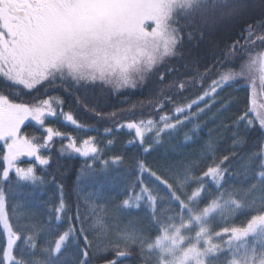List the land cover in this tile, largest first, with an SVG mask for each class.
<instances>
[{"label": "snow or ice", "instance_id": "6c2138e0", "mask_svg": "<svg viewBox=\"0 0 264 264\" xmlns=\"http://www.w3.org/2000/svg\"><path fill=\"white\" fill-rule=\"evenodd\" d=\"M253 2L0 0V81L20 93L0 92V235L5 238L0 243V264H63L64 252L73 243L75 264H93L94 260L124 264L133 254L140 264H264V0H260L259 24L246 19ZM241 21L247 25L244 34L228 47L223 57L228 62L219 70L213 65L201 74L169 79L177 69L167 66L182 53L186 42L202 41ZM236 59L241 61L238 69ZM213 71L215 76L210 75ZM153 77L159 88L149 99L152 115L148 117L133 118L135 106L130 109L133 117H118L86 101L89 92L122 94ZM242 81L247 82L250 95L244 112L233 123L260 133L248 155L249 166L255 167L244 177L247 187H226L229 170L225 162L230 156L217 160L216 149L208 143L205 150L210 162L199 172L195 162L169 165L166 173L153 170L143 160L136 162L137 179L125 188L115 214L146 208L152 225L148 233L122 228L116 218L109 224L107 210L98 211L92 199H100L98 194L85 197L83 213L78 204L75 217H67L63 185L57 184L60 197L55 218L60 220L63 214L69 227L41 245V226L19 211V203L9 205V195L19 182L46 183L38 167L47 170L57 143L60 156L86 158L77 180L106 176L124 161L118 154L103 159L95 136L77 139L61 131L58 123L81 131L87 126L65 109V100L49 92L50 88L80 93L73 98L82 110L91 111L98 120H112L115 127L104 129L107 145L115 143L114 133L126 129L131 134L127 143L150 153L165 137L190 125L192 136L186 134L185 141L191 140L202 114L217 106L225 86ZM219 104L227 107L223 100ZM28 128L34 131L29 133ZM246 143L244 136L234 133L231 155ZM25 157L32 163L22 167ZM97 161L98 168L94 167Z\"/></svg>", "mask_w": 264, "mask_h": 264}, {"label": "trees", "instance_id": "16d2710c", "mask_svg": "<svg viewBox=\"0 0 264 264\" xmlns=\"http://www.w3.org/2000/svg\"><path fill=\"white\" fill-rule=\"evenodd\" d=\"M262 14L260 0H254L253 8L249 12L246 19L249 23L259 24V17ZM247 25L238 22L219 31L214 32L211 36H206L202 41L185 43L182 53L173 59L167 67L175 68L177 71L172 73L170 80L177 78H187L190 74H201L206 68L213 65L219 70L226 61L223 59L228 47L236 40H240L244 29ZM239 53L238 56H243ZM238 69L241 61H234ZM166 71L167 68H161ZM211 76L216 75L213 71ZM210 83V81H209ZM207 87V84H205ZM159 88L155 77L135 90L128 89L122 94H108L107 92H89L85 94L86 101L89 105H93L105 113L116 112L118 117H133L130 111L135 106V116L133 118H144L152 115L151 109L148 108L149 99L152 98ZM55 96H60L65 100V109H70L76 115L77 119L87 126L86 131H81L68 124H57L61 131L68 132L77 139L87 138L89 135L96 137V142L103 152V159H109L114 155L124 157L123 163L118 167H113L106 176L100 175L96 180L82 179L77 180L80 169L85 166L84 157L80 156H60L58 149L60 145L57 143L53 149V155L50 166L46 171L40 170V175L45 177L46 183L43 185H33L28 182H19L18 186L14 185V191L9 195V205L14 206L17 203L21 205L19 211L30 217L43 229L40 233L39 242L41 245L49 240L56 239L57 235L67 230L69 227V219L61 214L60 220L55 218L56 213L54 207L57 206L60 193L57 191V184L63 185V198L66 203L67 217H75L77 205L83 213L86 208L85 197L91 194H98L100 199L95 200L97 210L101 208L107 210L106 220L110 224L114 218L118 219L120 226L123 228L128 226L148 233L152 229V225L148 220V210L146 208L125 210L127 215L117 216L115 207L124 197L125 188L129 184L135 183L138 175V169L135 167L136 162L143 160L150 168L157 172H167V166L180 167L181 165L195 162L197 172L205 168L210 162L206 157V145L212 143L216 149L214 157L218 160L224 155L230 156L228 164V173L226 187L248 186V182L244 180L246 175H251V169L254 165L249 166L248 155L254 147L256 140L260 138L259 130H246L244 127L236 128L234 125L235 118L242 114L246 108V101L250 95L247 82L233 84L231 87L225 86L224 90L218 97L217 106L207 110L202 114L198 121L199 130L189 141H185V135L192 136L191 125L183 128L172 136L165 137L164 140L154 145L150 153H144L138 145L128 144L127 141L131 134L127 130L114 133L115 143L111 146L107 145L105 128L115 127L112 120H98L91 111H84L76 104L74 95L80 93L65 91L64 87L57 86L48 90ZM195 91V89L193 90ZM0 92L10 96H18V90H14L11 86L0 81ZM191 93H189L190 95ZM22 99L29 97L23 96ZM223 100L227 107L219 104ZM143 106V117L141 111ZM34 128H28L27 132L31 133ZM237 133L244 136L247 143L242 147L236 148V155L232 156L233 135ZM66 143V141H65ZM91 161H89L90 163ZM32 161L22 159L21 166L27 167ZM97 161L94 167H99ZM147 174H145L146 176ZM55 178L53 182L52 178ZM7 190V189H6ZM139 191V189H137ZM209 195L214 193V186L209 187ZM203 206V205H202ZM243 217L236 220L239 224ZM217 217L216 223H220ZM75 227L80 225L72 220ZM4 237L0 235V243L4 242ZM89 239H94L89 236ZM80 246L83 247L82 240ZM77 255L75 243L70 244L63 255V264H75ZM93 264H102L101 261L94 260ZM124 264H140L136 255L125 259Z\"/></svg>", "mask_w": 264, "mask_h": 264}, {"label": "rangeland", "instance_id": "374dc122", "mask_svg": "<svg viewBox=\"0 0 264 264\" xmlns=\"http://www.w3.org/2000/svg\"><path fill=\"white\" fill-rule=\"evenodd\" d=\"M66 143H67V141H66ZM72 156H78V155H72ZM81 157V156H80ZM26 159H28L27 157H25ZM85 158V157H84ZM22 159H24V158H22ZM29 183V182H28Z\"/></svg>", "mask_w": 264, "mask_h": 264}]
</instances>
